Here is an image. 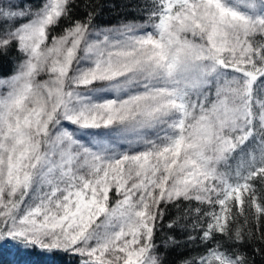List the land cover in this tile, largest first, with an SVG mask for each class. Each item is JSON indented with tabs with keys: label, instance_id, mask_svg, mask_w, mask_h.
Instances as JSON below:
<instances>
[{
	"label": "snow or ice",
	"instance_id": "snow-or-ice-1",
	"mask_svg": "<svg viewBox=\"0 0 264 264\" xmlns=\"http://www.w3.org/2000/svg\"><path fill=\"white\" fill-rule=\"evenodd\" d=\"M79 7L0 0V241L76 264H166L182 244L181 264H264V0H158L117 25Z\"/></svg>",
	"mask_w": 264,
	"mask_h": 264
},
{
	"label": "trees",
	"instance_id": "trees-1",
	"mask_svg": "<svg viewBox=\"0 0 264 264\" xmlns=\"http://www.w3.org/2000/svg\"><path fill=\"white\" fill-rule=\"evenodd\" d=\"M158 2V0H77L80 7L75 10L76 18H83L88 11L85 7L87 4H98L102 6V11H100L99 23L105 25H113L117 23L126 22H143L148 18L144 15L145 12L152 11V4ZM146 6V7H144ZM143 17V19H141ZM60 33L58 32L57 35ZM259 36L252 38L253 40H259ZM12 69L10 63H5L3 73L7 74ZM264 81V77L258 78L257 84L254 85L256 89ZM258 155V152L256 153ZM235 167V165H234ZM243 171V169H242ZM255 190V200L257 203H261L264 206V185L259 182V177L256 180L250 182ZM250 193H245L246 203L245 213L243 215L238 213V209L233 207L232 211L237 213V219L235 222V227L246 228L247 224L244 223L245 217L250 221L252 219V214L254 213V207H251L248 203V197ZM193 206H198V202H191ZM205 207V206H201ZM218 208V206H217ZM168 216H175L176 210L170 209L167 213ZM170 235H175L178 239L183 241V233H173L171 231H165L157 234L156 239L162 240ZM250 252L251 249L249 248ZM156 254L159 255V249L156 250ZM197 252L189 246L170 245L165 252L166 264H181V262L186 258H191V256L196 255ZM0 264H76L75 258L68 257L63 254H48L39 248H25L17 242L11 240L0 241Z\"/></svg>",
	"mask_w": 264,
	"mask_h": 264
},
{
	"label": "rangeland",
	"instance_id": "rangeland-1",
	"mask_svg": "<svg viewBox=\"0 0 264 264\" xmlns=\"http://www.w3.org/2000/svg\"><path fill=\"white\" fill-rule=\"evenodd\" d=\"M228 2L233 4V5H236V6L240 7L245 2V0H228ZM253 2H256V0H246V3L248 5H250ZM241 10L248 11L251 14H256V12L253 11L250 7H246V6L245 7H241ZM134 23H145V21H143V22H134ZM117 24H119V23H117ZM117 24H113V25H117ZM3 92H4V89L0 88V94H2Z\"/></svg>",
	"mask_w": 264,
	"mask_h": 264
}]
</instances>
